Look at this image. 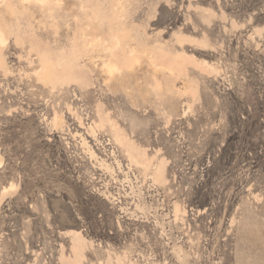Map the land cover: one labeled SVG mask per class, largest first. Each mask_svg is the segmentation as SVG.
Returning <instances> with one entry per match:
<instances>
[{
    "label": "rangeland",
    "instance_id": "1",
    "mask_svg": "<svg viewBox=\"0 0 264 264\" xmlns=\"http://www.w3.org/2000/svg\"><path fill=\"white\" fill-rule=\"evenodd\" d=\"M46 3L0 0V264H264V0Z\"/></svg>",
    "mask_w": 264,
    "mask_h": 264
},
{
    "label": "bare ground",
    "instance_id": "2",
    "mask_svg": "<svg viewBox=\"0 0 264 264\" xmlns=\"http://www.w3.org/2000/svg\"><path fill=\"white\" fill-rule=\"evenodd\" d=\"M24 1H31V0H24ZM48 0H33V2H40L41 4H45ZM47 4V3H46ZM1 35V34H0ZM0 41L1 42H4V40H2L1 36H0ZM1 44V43H0ZM210 66V65H209ZM115 66L112 62H107L105 63V72L108 74V75H112L113 71L115 70ZM117 70V69H116ZM188 84V83H187ZM189 86V85H187Z\"/></svg>",
    "mask_w": 264,
    "mask_h": 264
},
{
    "label": "crops",
    "instance_id": "3",
    "mask_svg": "<svg viewBox=\"0 0 264 264\" xmlns=\"http://www.w3.org/2000/svg\"><path fill=\"white\" fill-rule=\"evenodd\" d=\"M2 167H3V166H2ZM2 167H1V168H2ZM16 189H17V188H16Z\"/></svg>",
    "mask_w": 264,
    "mask_h": 264
}]
</instances>
